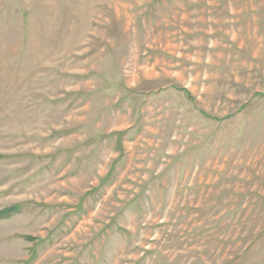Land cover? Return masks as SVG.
Here are the masks:
<instances>
[{
  "label": "rangeland",
  "instance_id": "obj_1",
  "mask_svg": "<svg viewBox=\"0 0 264 264\" xmlns=\"http://www.w3.org/2000/svg\"><path fill=\"white\" fill-rule=\"evenodd\" d=\"M13 205L0 264H264V0H0Z\"/></svg>",
  "mask_w": 264,
  "mask_h": 264
},
{
  "label": "trees",
  "instance_id": "obj_2",
  "mask_svg": "<svg viewBox=\"0 0 264 264\" xmlns=\"http://www.w3.org/2000/svg\"><path fill=\"white\" fill-rule=\"evenodd\" d=\"M19 206L17 205H13V206H10V207H7V208H4V209H1L0 210V218L2 217H6L12 213H15V212H18L19 211ZM26 239L30 240L31 237H25Z\"/></svg>",
  "mask_w": 264,
  "mask_h": 264
}]
</instances>
